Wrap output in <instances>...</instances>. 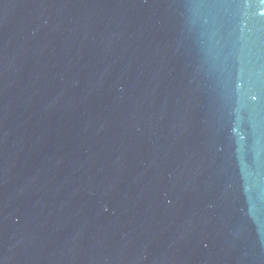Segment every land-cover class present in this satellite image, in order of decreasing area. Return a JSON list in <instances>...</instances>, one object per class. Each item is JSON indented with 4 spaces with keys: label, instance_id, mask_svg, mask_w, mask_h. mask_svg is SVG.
<instances>
[{
    "label": "water",
    "instance_id": "obj_1",
    "mask_svg": "<svg viewBox=\"0 0 264 264\" xmlns=\"http://www.w3.org/2000/svg\"><path fill=\"white\" fill-rule=\"evenodd\" d=\"M0 264H264V0H0Z\"/></svg>",
    "mask_w": 264,
    "mask_h": 264
}]
</instances>
